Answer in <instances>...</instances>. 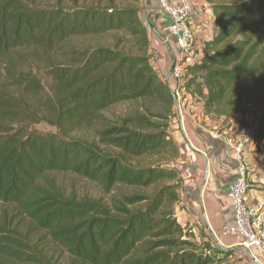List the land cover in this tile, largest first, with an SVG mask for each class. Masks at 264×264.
I'll return each mask as SVG.
<instances>
[{"label":"trees","instance_id":"1","mask_svg":"<svg viewBox=\"0 0 264 264\" xmlns=\"http://www.w3.org/2000/svg\"><path fill=\"white\" fill-rule=\"evenodd\" d=\"M216 25L198 61L183 68L180 91L224 120L255 105L254 141L264 140V0H206ZM140 0H91L70 8L0 0V205L29 220L17 229L0 210V264H236L233 251L182 226L175 209L182 179L170 134L169 86L153 70ZM111 36V44L66 47L71 38ZM61 50V54L58 51ZM38 54L41 58L38 57ZM50 55L51 58H49ZM51 78L46 95L32 71ZM137 107L104 122L118 104ZM45 119L63 130L30 128ZM101 122L97 138L71 133ZM69 171L107 191L108 203L78 198L47 178ZM147 192H145V191Z\"/></svg>","mask_w":264,"mask_h":264},{"label":"crops","instance_id":"2","mask_svg":"<svg viewBox=\"0 0 264 264\" xmlns=\"http://www.w3.org/2000/svg\"><path fill=\"white\" fill-rule=\"evenodd\" d=\"M189 1L194 6L190 23L197 36L196 47L203 54L205 42L211 39L216 28L212 9L206 0ZM139 6V15L148 34L150 64L157 76L172 88L175 82L171 69L179 61V49L169 33V19L162 13L158 0H140ZM175 111L176 125L170 134L178 146L179 155L174 166L182 179L180 202L175 210L180 212L177 219L182 226L191 228L196 236L199 229L211 230L215 234L222 225L232 221L227 188L235 178L236 161L224 137L232 132L241 115L235 114L227 120L206 115L203 100L185 91H180ZM258 114L257 111L247 113L243 120L255 118L257 121ZM249 152L248 160L256 164L257 170L248 188L247 201L257 204L264 202V140L250 146ZM233 242L226 240V247H231ZM248 257L256 261L255 264H264L262 260L259 262L250 255ZM242 264L248 263L242 261Z\"/></svg>","mask_w":264,"mask_h":264},{"label":"built area","instance_id":"3","mask_svg":"<svg viewBox=\"0 0 264 264\" xmlns=\"http://www.w3.org/2000/svg\"><path fill=\"white\" fill-rule=\"evenodd\" d=\"M162 13L169 19L168 30L179 49V61L171 69L174 80V97L179 99L183 68L198 61L201 57L196 47L197 36L190 23L194 6L189 0H158ZM224 141L233 150L236 161V175L227 188V197L232 208V221L222 225L219 233L234 240L230 246H242L253 259L264 261V202L250 204L247 192L255 178L257 166L248 160L250 146L254 141V127L250 124H237ZM250 153V152H249Z\"/></svg>","mask_w":264,"mask_h":264},{"label":"rangeland","instance_id":"4","mask_svg":"<svg viewBox=\"0 0 264 264\" xmlns=\"http://www.w3.org/2000/svg\"><path fill=\"white\" fill-rule=\"evenodd\" d=\"M84 1L86 2H91V0H26V2H28L29 4H33L35 3L37 6H55V5H60L62 7H66V8H70L72 6H74L75 3H77V5H80L82 3H84ZM111 36H98V37H78V38H71L70 40H68L65 44V48L66 47H75V48H82L88 45H96L97 43H104V44H111ZM58 54H61V50L58 51ZM51 56L54 55H50L49 58H51ZM38 57L41 58V56L38 54ZM42 59V58H41ZM1 62H3L2 58H0V78L2 79L3 77H6V75H4V72L7 73V69L6 67H3ZM46 65V63H42L40 65H37L36 67L32 66V71L33 73L36 74L37 79L40 81V83L43 86V90L45 92V94L47 95L50 90H51V78L50 76L47 74L46 69L44 68V66ZM172 94L174 91V87L170 88ZM178 101V98L176 100L175 98V103ZM137 107V105L135 104H129V103H123V104H118L115 105L114 107H112L111 109H109L108 111H106L105 117L104 118V122H108L109 125H112L114 123H117L120 121V118L126 114L130 109L133 110ZM251 108V112H249L250 114H255L256 111L258 110V108L253 105ZM252 118V117H249ZM256 121L255 118L250 119V126L253 125L255 126L254 122ZM257 122V121H256ZM176 125V119L173 121L172 126L170 128V131H172V127ZM101 126V122H98L94 125H83L79 128H77L76 130H74L71 134L78 137H83L86 138L88 140H93L97 138V130L100 128ZM31 129L40 132V133H53V134H61L64 133L62 132L63 130H73V128H65L64 127H60L58 128L57 126L49 123L47 120L45 119H40L39 121L32 123L30 126ZM47 178L49 180H51L52 183H54L55 185L61 187L62 189L65 190V192L67 194H73L78 198H87V199H95V200H100L102 202L108 203V201L110 200V198L114 195V194H119V192L124 191L123 188H119L116 189L114 188L111 192H107L105 191L99 183L89 180L88 178L73 174L72 172L69 171H54L51 172L50 174L47 175ZM145 191V190H144ZM147 192V191H145ZM180 207V206H179ZM3 208H7L8 209V218L13 221V224L17 225V229L25 231V230H29L30 232H32L34 229L30 226L29 220H27L26 218H24L23 216H21L20 214L16 213L15 210H13L12 206H4L3 204L0 205V210ZM177 210V209H175ZM179 210L178 212L175 211V216L176 218H178V214H179ZM178 220V219H177ZM193 232V231H192ZM194 233V232H193ZM198 236L202 237V238H206L208 240H211V242L217 246L215 244L214 238L212 236V232L211 230H200L197 231ZM216 237L218 238V240L220 241V243L224 246H226L225 241L226 240H233L231 238H226L225 236L221 235L219 233V230L216 231ZM218 247V246H217ZM50 251H55L54 256L56 258H60L59 263L60 264H70V259L61 251V249L59 248H55L54 246H49ZM234 255L233 257H231L229 259V262H233L236 264H242V261L247 262L248 264H255L254 261H252L248 256V252L246 251H241V250H236L233 251ZM254 262V263H253ZM74 264V262H73Z\"/></svg>","mask_w":264,"mask_h":264},{"label":"water","instance_id":"5","mask_svg":"<svg viewBox=\"0 0 264 264\" xmlns=\"http://www.w3.org/2000/svg\"><path fill=\"white\" fill-rule=\"evenodd\" d=\"M174 97V95H173ZM212 236L214 238V241H215V244L222 250H225V251H236V250H241V251H246L248 252V254L250 255V252L247 251L245 248H243L242 246L238 245V246H231V247H226V246H223L220 241L218 240V238L216 237V235L212 232ZM251 256V255H250ZM256 262V261H255ZM257 263V262H256Z\"/></svg>","mask_w":264,"mask_h":264}]
</instances>
